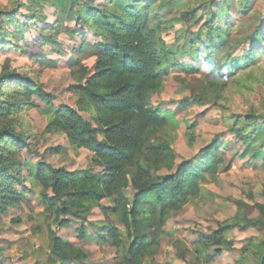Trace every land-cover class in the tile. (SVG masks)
<instances>
[{"label": "trees", "instance_id": "1", "mask_svg": "<svg viewBox=\"0 0 264 264\" xmlns=\"http://www.w3.org/2000/svg\"><path fill=\"white\" fill-rule=\"evenodd\" d=\"M97 1L29 0L31 12L24 22L17 9L0 11V49L21 50L16 40L32 27L40 32L41 46L58 45L64 26L71 39L81 37L80 49L87 45L95 57L94 67L82 68L80 82L72 87L78 97L75 106H54L55 97L29 74L9 68L0 73V214L21 203L33 187L39 188L45 212L60 227H72L73 218L80 221L76 229L80 241L91 237V223L98 241L123 250L118 264H146L149 259L155 264L166 222L190 199L199 197L205 176L218 174L231 142L217 135L201 149L198 159L178 161L171 144L159 136L169 120L152 98L163 91L173 69L195 72L181 57L209 54L199 103L211 101L221 112L225 133L240 144L234 158L251 156L264 163V114L252 98L256 86L264 85V16L259 15L252 32L241 30L232 37L234 29L220 26V10L229 12L232 0H190L188 9L178 10L170 19L166 14L180 0ZM45 6L54 8L55 21L38 28L37 16ZM238 8L248 15L253 1L245 0ZM179 20L192 27L202 24L182 35L178 45H170L162 34L173 30ZM227 20L231 26V19ZM90 36L96 40L89 41ZM216 56L218 61H212ZM38 101L52 111L49 131L64 134L77 149L94 152L87 169L70 171L42 158L32 165L18 157L23 150L31 151L34 136L24 126V116L40 106ZM105 200L111 204L104 205ZM237 205V215L221 223L206 243L222 245L225 234L236 228L258 230L238 264H264V205H257V218L247 217L243 202ZM96 208L105 222L89 220ZM50 234L49 264L89 260L90 254L75 242L54 230ZM171 254L189 261L178 252Z\"/></svg>", "mask_w": 264, "mask_h": 264}, {"label": "rangeland", "instance_id": "2", "mask_svg": "<svg viewBox=\"0 0 264 264\" xmlns=\"http://www.w3.org/2000/svg\"><path fill=\"white\" fill-rule=\"evenodd\" d=\"M102 1L98 0L97 3ZM252 1L253 12L248 15H242L238 10L245 0H232L229 12L220 10V26L231 32L234 29L232 37L236 36L237 31L252 32L259 15L264 16V0ZM21 3L26 5L22 7ZM190 5V0H180L175 9L166 14L167 18L174 17L178 10L185 11ZM16 9L19 10L18 17L24 22L26 14L31 12L29 0H0V11ZM42 15L37 16L38 28L55 21L54 8L51 6H45ZM40 16L45 17L46 21ZM227 19H231V26ZM173 25V30L162 34L170 45H178L182 42V35L196 31L200 26L192 27L190 22L183 20L175 21ZM69 26H74V23ZM61 30L58 45L41 46L37 28L25 29L23 38L16 40L21 50L0 49V73L9 68L21 74H29L55 97L54 106H75L78 97L72 87L80 82L82 68L94 67L95 57L87 45L80 49V36L71 39L64 26ZM88 40L95 41L96 38L90 36ZM75 47L78 48L76 52ZM208 55L203 53L198 59L193 58V55L181 57L180 61L193 65L195 72L183 73L173 69L165 79L163 91L152 98V103L169 120L159 136L171 144L178 161L198 159L201 149L217 135L230 140L231 152L226 155L225 164L215 177H204L199 197L190 199L168 219L160 238V248L154 257L155 264H238L243 249L259 232L255 229L236 228L225 234L224 244L206 243V237L217 231L221 223L237 215L238 202L245 204L244 213L248 218H257V205H264V163L251 156L245 159L234 158L240 144L225 133L221 112L211 101L199 103L198 96L203 94L206 87L203 76L209 71ZM38 56H46V60H40ZM218 58L213 57L212 61H218ZM252 98L264 114V85L256 86ZM184 101L191 105L185 107ZM38 102L40 106L31 108L24 116V126L34 136L31 151L23 150L18 157L21 160L29 159L32 165L42 158L55 167H66L70 171L87 169L94 152L77 149L70 145L64 134L49 131L47 128L52 119V111L41 101ZM26 185L30 186V182ZM40 192L39 188L33 187V191L21 203L10 205L6 213L0 214V264H49L50 230L88 252L90 257L85 264H118L122 260L123 250L110 246L104 240L98 241L91 223H88L91 237L85 241L78 239L76 229L80 226L79 220L73 218L72 227H60L45 212ZM103 204L111 203L105 200ZM105 218L99 208L89 216V220L94 223L105 222ZM173 251L189 258V261L172 255ZM152 260L149 259L146 264Z\"/></svg>", "mask_w": 264, "mask_h": 264}]
</instances>
